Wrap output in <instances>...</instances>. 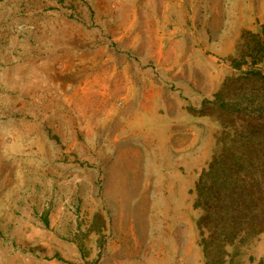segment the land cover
Returning <instances> with one entry per match:
<instances>
[{
    "label": "rangeland",
    "instance_id": "1",
    "mask_svg": "<svg viewBox=\"0 0 264 264\" xmlns=\"http://www.w3.org/2000/svg\"><path fill=\"white\" fill-rule=\"evenodd\" d=\"M250 149L264 0H0V264H264L200 186Z\"/></svg>",
    "mask_w": 264,
    "mask_h": 264
},
{
    "label": "trees",
    "instance_id": "2",
    "mask_svg": "<svg viewBox=\"0 0 264 264\" xmlns=\"http://www.w3.org/2000/svg\"><path fill=\"white\" fill-rule=\"evenodd\" d=\"M258 75L260 76V74ZM246 156V161H242L238 155L226 159L224 156L221 160L215 159L208 178L200 186H207V191L209 187L207 184L216 178L218 184H214V186L216 188L220 186V188L214 190L217 196L215 202L219 204L217 213L222 223H236L243 217L244 222L250 225L249 229L252 231L250 234H256L262 228L264 221V208L260 209L257 195H264V192L259 189L262 184L257 180L258 177H256L253 168L255 164H264V158L258 157L252 149ZM240 183L244 184L238 185ZM248 185L250 186L248 187ZM203 198L205 199L204 193L201 194V199L203 200ZM248 202L250 203L248 204ZM247 204L252 206L243 216L242 209L247 207ZM229 234L233 235L232 232Z\"/></svg>",
    "mask_w": 264,
    "mask_h": 264
}]
</instances>
